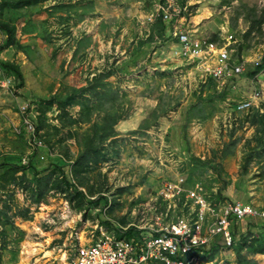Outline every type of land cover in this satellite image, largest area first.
Masks as SVG:
<instances>
[{
    "label": "rangeland",
    "instance_id": "374dc122",
    "mask_svg": "<svg viewBox=\"0 0 264 264\" xmlns=\"http://www.w3.org/2000/svg\"><path fill=\"white\" fill-rule=\"evenodd\" d=\"M12 1L17 0H0V21L15 24L18 40L0 50V161L19 157L20 163L26 164L32 151L42 159L36 162L39 168L62 155L71 161L87 146L83 133L92 135L95 121L103 124L108 105L120 106L127 116L115 124L116 133L104 142L96 164L78 179L69 174L86 199H95L96 204L81 202L64 189H53L38 205H29L35 214L44 212L39 225L47 230L48 225L52 227L54 244L62 246L75 231L83 240V235L97 234L98 227L111 230L105 221L125 229L141 225L155 211L176 217L182 212L178 201L168 205L157 198V191L164 182L179 177L187 185L202 183L214 202L236 200L264 209L263 161L253 160L246 174L240 172L244 142L253 128L240 122L247 110L233 108L255 88L261 91L264 102V65L253 77H246L243 73L255 68L248 63L244 72L217 84V91H228L223 102H204L211 89L208 78L193 63L173 53L169 31L166 28L165 33H158L156 24L160 5L185 16L200 35H217L224 41L223 31L231 33L234 59L253 61L264 55V18L257 22L264 17V0H44L31 6H16ZM49 13L53 16L48 17ZM5 39V31L0 29V46ZM6 63L19 66L22 87L18 88L14 79L6 82L10 77ZM108 68L113 73L103 81L109 83L112 93L117 92L115 100L107 99L99 106L91 95L78 96L87 106L69 105L60 115L53 104L41 113L45 98L84 85L95 73ZM22 103L27 104V115L35 125L41 124L42 146L35 147L23 131ZM194 157L207 164L194 161ZM216 163L221 165V175L211 168ZM1 183L5 180L0 179V205L9 199L13 211V203L21 207L29 204L25 190L12 183L4 189ZM100 195L107 197L106 204ZM263 218L238 221L236 239L248 221ZM14 220L25 229L22 225L26 220L17 216ZM26 235L18 244L11 242L0 251V264H64L58 249H37L32 237L27 239ZM251 257L264 264V254ZM194 264L236 262L232 249L222 247L210 258L196 257Z\"/></svg>",
    "mask_w": 264,
    "mask_h": 264
},
{
    "label": "built area",
    "instance_id": "2783aa9c",
    "mask_svg": "<svg viewBox=\"0 0 264 264\" xmlns=\"http://www.w3.org/2000/svg\"><path fill=\"white\" fill-rule=\"evenodd\" d=\"M162 20L169 36L174 42L173 53L189 63L205 77L217 80L218 83L241 74L248 63L259 65L261 58L249 61L247 58L235 60L230 47L233 35L223 31L224 41L212 40L198 34L191 21L176 11H170L158 5ZM264 65V64H263ZM262 65V66H263ZM10 84L13 77L5 78ZM7 84V85H8ZM261 91L253 93L234 103L236 111H245L258 107ZM23 114L22 126L34 146H42L37 139L35 126L28 118L27 104L22 103L19 109ZM157 198L169 203L178 201L182 212L170 217L168 212L155 211L147 216L141 225H132L143 230L138 237L127 240L117 237L116 233L106 227H98L97 234L89 237L71 232L63 240L62 246L54 248L61 252L64 264H194L198 253L208 247L211 241L219 236L222 247H229L233 242L231 225L247 218L264 217V209L240 201H211L200 182L187 185L184 178L164 182L157 191ZM183 204V205H182ZM156 210V207H155ZM69 214V211H68ZM47 218H43L42 221ZM130 226V225H129ZM127 228V227H126ZM125 228V229H126Z\"/></svg>",
    "mask_w": 264,
    "mask_h": 264
},
{
    "label": "trees",
    "instance_id": "16d2710c",
    "mask_svg": "<svg viewBox=\"0 0 264 264\" xmlns=\"http://www.w3.org/2000/svg\"><path fill=\"white\" fill-rule=\"evenodd\" d=\"M42 1L44 0H17L15 3L12 1V4L14 3L16 6H31ZM3 3H8V0H3ZM263 18L264 17H261L257 20V22H261ZM156 24L159 26L158 33H162V31L164 33L166 32V25L162 20L161 13H159L157 17ZM0 29L4 30L6 34V39L3 45L0 46V50L4 47L17 44L18 40L15 37V24L7 23L6 21H0ZM210 38L212 40H217L218 36L211 35ZM263 64L264 55L262 56L261 63L259 65H255L253 70L243 73V76L253 77ZM6 65L8 67L9 76H12L16 81V86L18 88L22 87L23 76L19 66L14 63H6ZM112 73L113 70L111 68L103 69L98 73H95L91 79L87 80L86 84L84 85L81 84L79 86H71L69 91L63 95L60 93H53L50 97L44 99L46 107L41 110V113L44 114L52 107L53 104H55L56 108L60 110V115H62V113H66L65 108L69 105L76 104L79 106H87V102L78 100L76 98L78 96L83 97L86 95H91L96 98L99 106H104L107 99L115 100L117 97V92L112 93L109 83L103 81L104 78L110 76ZM207 83H209L211 89H209V92L203 101H215L217 103L223 102L227 97L228 91L225 89L217 91V82L212 78H208ZM88 100H90L89 97L86 99V101ZM126 117L127 116L121 111L120 106L115 107L114 103L108 105L102 116L103 124L100 125L95 121L93 124V128L95 129L94 133L92 135L89 133H83V136H85L83 139L86 140L87 146L79 150L77 155L71 161L70 158L66 159L62 155V158L64 159L57 157L56 159L51 160L47 167L39 168L36 165V162L42 159H37L36 154L33 151L30 153L31 156L29 157L26 164H21V161H19L21 159L19 157H13L11 160L5 158L0 161V179L5 180V183H1V187L5 189V184H15L27 192V198L29 200V204H27L25 207H21L13 203L12 205L16 207L13 211L12 206L8 204L9 199L4 200L0 205L1 252L6 249L8 244L11 242L18 244V242H20L24 237L25 232L16 224L14 217L17 216L22 220L31 219V214L33 212L29 205H38L44 200L45 197H47L51 190L64 189L67 193L76 195L81 202L87 200L90 204H96L97 200L86 199L84 191L81 190L77 184L71 181L69 174H72L74 178L78 179V177H80L83 173L89 171L92 168V164H96L98 154L102 151L101 147L103 146L106 139L116 133V130L114 129L115 124L119 120L126 119ZM28 118L35 126L34 132L37 136V139L42 140V135L40 136L38 133L41 124L35 125L29 115ZM39 120H42L41 117H39ZM240 122L241 124L246 122L248 126L253 128L251 136L246 138L244 142L240 172L243 175L246 174L247 169L253 160H261L263 161L262 172L264 173V102L259 104L258 107H252L244 112ZM54 130L58 131L59 127H54ZM98 133H100V135H98ZM27 137L29 139V136ZM44 149L46 148H43V150ZM225 154L226 152H223L221 156L224 157ZM65 156L68 157V150L66 151ZM193 160L203 165L207 164L206 161H203L197 157H194ZM65 166H68L67 170L64 168ZM211 168H213L215 172L219 170V175H221L220 163L211 165ZM89 192L92 193V191ZM217 193L220 196V191ZM100 198L104 200L105 204L107 203L106 196L100 195ZM208 198L213 201L210 197ZM12 201L14 202L13 197ZM105 224L111 225V230L116 233L117 237L125 238L127 240L131 239L132 237H138L139 233L143 231L132 225L128 226L126 229H121L116 223L114 224L110 223L109 221H105ZM237 224L238 223H233L231 225L233 242L231 246L226 248L232 249L235 255L236 264H258L251 256L254 254H264V218L254 222L248 221L246 229L240 233L239 237L236 239L234 229L237 227ZM12 233L13 236L11 235ZM221 248L222 246L219 243V236H217L211 241L208 247L201 249L202 253H198V256L205 258L209 255L210 258L212 253ZM152 263L161 264L158 262Z\"/></svg>",
    "mask_w": 264,
    "mask_h": 264
},
{
    "label": "crops",
    "instance_id": "0c3cea01",
    "mask_svg": "<svg viewBox=\"0 0 264 264\" xmlns=\"http://www.w3.org/2000/svg\"><path fill=\"white\" fill-rule=\"evenodd\" d=\"M50 16H53V14L49 13L48 17H50ZM60 16H62V15H60ZM49 204H51V203H49ZM33 213L34 214L31 217L32 219L26 220L25 225H22L23 227L25 226L24 230L27 234L26 238L28 239L29 237L30 238L32 237L31 241L34 244H36L35 248H37V249L42 248L41 250L46 251V252H54V250L56 249L54 247L59 245V244H54L51 241V239L53 238L52 227L50 225H48L49 230H47V229H44L42 226L39 225V218L42 216V214H44V212L40 211V212H37V214H35V211H34ZM65 221H67V220H65ZM27 231H28V233H27ZM75 233L78 236L80 235L77 231H75Z\"/></svg>",
    "mask_w": 264,
    "mask_h": 264
},
{
    "label": "bare ground",
    "instance_id": "6f19581e",
    "mask_svg": "<svg viewBox=\"0 0 264 264\" xmlns=\"http://www.w3.org/2000/svg\"><path fill=\"white\" fill-rule=\"evenodd\" d=\"M33 251H36V250L33 249Z\"/></svg>",
    "mask_w": 264,
    "mask_h": 264
}]
</instances>
